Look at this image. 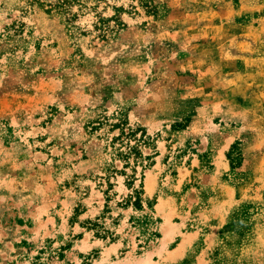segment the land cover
I'll list each match as a JSON object with an SVG mask.
<instances>
[{
  "label": "rangeland",
  "instance_id": "374dc122",
  "mask_svg": "<svg viewBox=\"0 0 264 264\" xmlns=\"http://www.w3.org/2000/svg\"><path fill=\"white\" fill-rule=\"evenodd\" d=\"M0 264H264V0H0Z\"/></svg>",
  "mask_w": 264,
  "mask_h": 264
}]
</instances>
